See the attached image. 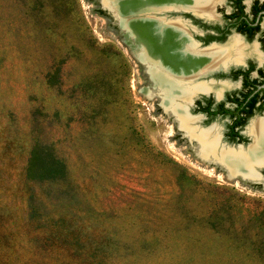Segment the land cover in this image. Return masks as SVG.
I'll return each instance as SVG.
<instances>
[{"label":"rangeland","instance_id":"374dc122","mask_svg":"<svg viewBox=\"0 0 264 264\" xmlns=\"http://www.w3.org/2000/svg\"><path fill=\"white\" fill-rule=\"evenodd\" d=\"M153 84L100 0H0V264L7 252L89 264L22 244L51 220L63 252L106 264H264V184L203 159ZM36 141L54 146L65 181L26 179Z\"/></svg>","mask_w":264,"mask_h":264},{"label":"flooded vegetation","instance_id":"af4514ba","mask_svg":"<svg viewBox=\"0 0 264 264\" xmlns=\"http://www.w3.org/2000/svg\"><path fill=\"white\" fill-rule=\"evenodd\" d=\"M163 9L147 18L159 21L158 38L163 41L169 33V40L181 48L175 66L147 60L151 80L153 69L175 91L170 97L173 108L166 110V93L153 81L162 95L161 106L197 141L202 158L222 165L229 176L240 173L264 184V157L251 154L264 136V0H173ZM188 59L199 63L181 64ZM174 109L183 111L181 118ZM219 121L227 122L225 128ZM232 161L240 162L243 170L234 172ZM256 165L262 178L255 174Z\"/></svg>","mask_w":264,"mask_h":264},{"label":"trees","instance_id":"16d2710c","mask_svg":"<svg viewBox=\"0 0 264 264\" xmlns=\"http://www.w3.org/2000/svg\"><path fill=\"white\" fill-rule=\"evenodd\" d=\"M105 13V12H101ZM59 67L55 66L52 72L46 73L45 81L48 86L56 85L59 78L60 73ZM25 177L27 180L33 182H59L65 181L68 177V168L67 164L59 158L55 153V148L52 144L41 143L40 141H36L33 145L30 156L27 162V166L25 169ZM32 203V201H31ZM36 208L34 204H31V216L30 220L34 222L36 219ZM50 232L48 236H45L43 241H39L36 235L28 234L25 235L27 238L24 239V244L26 248L29 249L32 253L35 248L34 245H40V252H42L43 259L45 260H54L55 263H58L62 259L67 256L68 260L72 262H87L89 264H106L104 262V257L102 255H98L95 252H87L85 254L79 255L76 252H63L65 248V244L70 243V238L64 233V227L61 225V220H51ZM30 225V224H28ZM211 227H213L217 231H222L225 229V224L222 221L215 220L211 222ZM216 227V228H215ZM227 230V228H226ZM235 230V229H234ZM6 245V244H4ZM11 245L7 243V246ZM53 246V247H52ZM9 247V246H8ZM11 247V246H10ZM54 247H56V251H54ZM23 254L13 253L9 255L7 252L3 254L1 260H3L2 264H24V261L29 259V256L23 257ZM258 254L256 252H251L250 258L256 260ZM33 262L32 260L30 261ZM42 264H48V262H44Z\"/></svg>","mask_w":264,"mask_h":264},{"label":"bare ground","instance_id":"6f19581e","mask_svg":"<svg viewBox=\"0 0 264 264\" xmlns=\"http://www.w3.org/2000/svg\"><path fill=\"white\" fill-rule=\"evenodd\" d=\"M172 2H173V0H126L125 2L122 1V0H115V6H116L117 9L119 8L121 11H124V12H127V13H132L134 15V13H136V12H139V13H142V12L150 13L152 11H160V10H162L165 7V5L167 3L170 4ZM160 3H162V4H160ZM157 25H160L158 20L145 18V19H141V20H138V19L134 20L133 22H131L129 25L126 26L129 35L132 36L136 40V42L138 43L136 56L147 66V69H148L147 60L148 61L152 60L153 62L155 61V62L165 63L166 66L170 67L171 65L172 66L176 65V63H177L176 61L178 60V57H179L178 49H180L181 47L175 45L172 40H169L170 39L169 38V36H170L169 33L167 34L166 39L163 40V41L160 38H158V36L155 33V29H156ZM181 62H182L181 63L182 65L186 64V63H187V65H195V64L199 63V61L196 60V59H194V60L193 59H188L186 61L182 60ZM181 68L183 69V67H181ZM158 69H159V67H158ZM151 71H152L151 72V76H152V79H153V81L155 83V86L160 88V89H162V91L164 93H166L164 95V99H163L164 100V103H163L164 107L166 108V110H168L169 107H171V109H172L173 108L172 107V102L173 101H172V98H170V97L174 96V92H175L173 90L174 88L169 86L168 83L164 79H161L160 76L153 71V69H151ZM166 73H168V72L166 71ZM166 76H167V74H166ZM174 112H176V114L178 116H180V118H181V116L183 114L182 113L183 111L181 109H179L177 111H175V109H174ZM185 125H188V124L186 123ZM189 134H191V133H189ZM255 145H256L254 147L255 149L251 151L252 152L251 153L252 156H254L253 158H255V157H258V158L264 157V136ZM203 147H204V149H203L202 152L205 153V151H207V149L205 150V146H203ZM208 151L212 152V150L209 149V148H208ZM216 152H217V150H216ZM243 152H245V151H243ZM227 165H229V164H227ZM232 168H233L232 170L234 172H241L243 170V165L240 162L232 161ZM244 174L246 176H249V178L253 177L252 173L249 174L246 171H244ZM237 175L242 176L240 173H237L236 175H234V177H236ZM230 176H231V174H230Z\"/></svg>","mask_w":264,"mask_h":264},{"label":"water","instance_id":"95a60500","mask_svg":"<svg viewBox=\"0 0 264 264\" xmlns=\"http://www.w3.org/2000/svg\"><path fill=\"white\" fill-rule=\"evenodd\" d=\"M100 1H101V4H102L103 8L106 9L109 13H111L117 19V21L119 23V26H120V29L124 33L126 44L131 46V48L133 49L135 54L137 52L138 43L136 42V40L132 36L129 35L126 26L129 25L134 20L145 19L150 14H154V13L158 14V13H163L164 12V9H162L160 11H152L150 13H147V12L146 13L145 12H142V13L136 12L133 15L132 13H127V12L121 11L119 8L117 9L116 6H115V0H100ZM122 1L125 2L126 0H122ZM138 60L141 61L139 58H138ZM254 171H255V174L257 176L262 178V173L260 171V165H256L255 168H254ZM236 177L243 178L242 176H239V175H237ZM246 180H248V179H246Z\"/></svg>","mask_w":264,"mask_h":264}]
</instances>
